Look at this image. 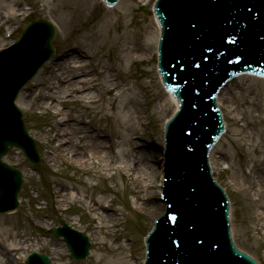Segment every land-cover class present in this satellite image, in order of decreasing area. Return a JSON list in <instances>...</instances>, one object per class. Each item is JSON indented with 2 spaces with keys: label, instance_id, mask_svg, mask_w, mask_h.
<instances>
[{
  "label": "rangeland",
  "instance_id": "1",
  "mask_svg": "<svg viewBox=\"0 0 264 264\" xmlns=\"http://www.w3.org/2000/svg\"><path fill=\"white\" fill-rule=\"evenodd\" d=\"M72 1L70 0V3ZM86 1L90 4V8L85 10L84 16H78L74 24L80 30L78 38L81 44L87 42L94 49H102L100 55L93 59L95 63L99 60L106 63L110 54L115 55L113 43L92 41L94 32L98 31L101 20L105 18L110 22L105 30L106 33L127 32L131 41L134 39L144 43L154 35L153 31L156 30L158 36L159 27L152 13L154 0L149 4L135 0H121L118 5H113L114 8L107 7L100 0ZM15 2L16 0H0V49L17 40L22 29L30 21L43 18L55 28V38L52 41L55 54L25 84L21 90L23 95L20 92L17 98L26 127L34 137L41 154V161L36 166L32 165L16 148H11L4 157L6 162L22 170L25 180L19 194L18 209L0 214V264H25L23 255L32 250L49 254L51 264H104V261L106 264L115 252L110 247H113L117 240L125 254L131 256L130 264H142L145 254L144 236L153 220L163 212L164 204L158 200L162 186V172H157L156 182L148 191L137 185L138 183H132L130 176L132 171H128L127 167L123 169L124 175H121L116 169L124 166L121 160H125L123 157L127 156V145L123 141L111 151V154L119 153V159L115 156L107 163L114 168L111 171L101 168V162L98 166H94L90 161L82 164L64 154H61V157L54 155L51 149L52 141H49L50 136L46 135L54 111L63 110L74 118L90 121L91 125L100 127V130L107 133L111 130L123 132L115 118L110 117L122 113V110L114 111L108 108L98 110L95 105L86 106L82 101H70L71 95L65 94L63 89L54 91L57 92V96L69 99L68 102L55 107L37 105L38 101H43L39 97L47 91L46 86H51V83L58 84V79L50 76L49 67L61 49V30L66 18L61 14L60 0H21L20 5H16ZM124 3L131 4V7L130 10L127 9L126 16L120 17L119 11L125 10L122 8ZM70 5L73 6L72 3ZM22 7L26 15L21 14ZM10 32L13 33L7 36ZM81 44L79 43V46ZM135 58L136 56H133L132 61H127V56L124 55L120 57V61L117 57L116 61L126 68L128 85L140 96L142 107L147 108L145 111L141 109L139 116L142 119L137 126L145 132L149 143L156 148L158 156L156 167L159 165L161 168V152L159 154L158 149L163 146V122L174 111L175 105L170 102L160 82L155 58L145 64L139 63ZM109 60L114 64V59ZM141 85L147 86L144 89L153 98L149 107L148 104L144 106ZM246 87L248 90L241 93ZM29 91L34 94V96L30 94V99ZM232 91L235 92L234 99L229 95ZM112 92L113 95L118 93L116 90ZM20 94L22 96L19 98ZM218 104L223 111L227 130L210 152L211 166L216 180L225 188L231 202V220L236 245L251 254L260 264H264V220L257 215V210L264 209V195L258 193L252 196L253 191L250 193L247 187L244 188L240 174L241 172L246 176L250 173V177L253 176L249 180L251 184L255 181V184L260 183L264 186V80L246 74L239 76L236 81H231L223 88ZM236 114H238L237 118L233 119ZM106 116L109 118H105ZM239 137L242 145L237 146L233 141ZM113 140L121 141L118 138ZM105 141L109 146L110 139L107 138ZM122 154L125 155L120 158ZM228 163L229 168H227ZM253 164L258 165L257 168L261 170L253 169L249 172V167ZM54 190H59L62 196H67L68 199L58 202L59 196L54 194ZM143 194L146 196H144L142 212L139 207L140 201H136V196ZM84 196L104 200L105 204H113L117 215L112 211L109 213L113 217H120V223L115 227L117 232L105 234L104 229H101L103 230L101 232L94 228V221L86 207L92 203L89 200L84 202ZM159 207H162V211L153 213L154 209ZM61 221H65L88 236L90 251L84 260H72L63 240L55 237L51 232L52 228ZM104 240L106 244L102 243ZM104 248H108L111 252ZM99 259H102L101 262L98 261Z\"/></svg>",
  "mask_w": 264,
  "mask_h": 264
},
{
  "label": "water",
  "instance_id": "2",
  "mask_svg": "<svg viewBox=\"0 0 264 264\" xmlns=\"http://www.w3.org/2000/svg\"><path fill=\"white\" fill-rule=\"evenodd\" d=\"M156 10L163 26L159 69L167 83L177 84L174 92L181 108L166 126V212L155 220L146 237L145 264H257L233 245L228 199L212 180L206 153L222 128L213 97L216 84L226 76L225 57L234 59L232 56L243 50L252 56V52L261 51L259 58L264 59V0H158ZM255 16L259 20H254ZM36 29L41 35L33 41L35 50L24 51V59L22 55L14 57ZM54 33L49 22H32L19 41L0 52V212L18 206L17 194L23 181L21 173L1 157L16 146L32 162L39 161L15 98L54 53L50 44ZM221 38L230 40L225 41L222 51ZM54 232L64 236L74 259L88 254V239L80 232L65 223ZM231 233L234 239L232 220ZM49 262L41 253H32L28 259V264Z\"/></svg>",
  "mask_w": 264,
  "mask_h": 264
},
{
  "label": "bare ground",
  "instance_id": "3",
  "mask_svg": "<svg viewBox=\"0 0 264 264\" xmlns=\"http://www.w3.org/2000/svg\"><path fill=\"white\" fill-rule=\"evenodd\" d=\"M20 1L21 0H16L15 4L20 5ZM135 1L149 4L152 0ZM71 3L73 6L70 5ZM71 3L70 0H60L59 2L61 14L64 15L66 20H64L61 30V49L59 53H57L55 61L51 63V66L49 67L50 76L54 79H58V84L51 83V86H46L47 91H44L39 97V99L43 101H38L37 105L55 107L61 103L68 102L69 99L57 96V92L54 91L63 89L65 94L71 95L70 101H82L86 106L95 105L98 107V110L107 108L114 111L116 109L122 110V113H116L110 115V117L115 118L118 127L121 128L125 134L123 132L112 130L106 133L104 130H100V127L91 125L90 121L83 120L82 118H74L63 110H56L53 113L52 121L48 124L49 131L46 134L48 137L50 136L49 141H52L51 149L56 157H61V154H64L67 155V157L70 156V158H74L76 162H81L82 164H87V162L90 161L94 166H98L101 162V168H107L108 171H111V169L114 168L111 167V164L109 165L107 163L109 161L111 162L112 158H115V156L116 159H119V153L113 154L112 152L111 154V151L115 147H118L123 141L127 145V156L123 157L125 154L120 156V158L123 157V159H125L121 160L124 166L117 167L116 171L121 175H124L123 169L127 167L128 171H132L130 175L131 180H133L132 183H138L137 185H140L148 191L155 184L157 172H160L161 168L159 165L156 167V164L158 163L156 148L149 143L145 132L137 126V124H140V119H142L139 116L140 111H145L147 108L144 109L142 107L143 104H141L140 96L135 92L133 87L128 85V72L122 64H119V62L116 61V59L118 57V61H120V57L122 58L126 55L127 61H132L133 56H136L135 60L144 61L142 64H145V61L150 62L154 56L153 50L155 47L154 44L156 43L157 31H153L154 35L148 40V42H139L134 39L131 41L129 33L127 32L123 33L120 31L119 33H115L114 31H108L106 33L105 30L109 27L110 22L107 18L101 20L100 26L97 28L98 31L94 32L92 36V41L104 44H114L113 49L115 55H109V59H114V64H112L109 59L106 63L100 62V60L95 63L93 62V59L95 56L98 57L100 55L102 49H94V47L87 44V42L81 44L78 38L80 30L79 28H76V24H74L76 19H78V16H84L85 10L90 8V4H88L86 0H73ZM111 7L114 8L115 6H110V8ZM130 7L131 4L124 3L122 8L125 10L119 11V16H126L128 13L127 9L130 10ZM8 8H10L9 5ZM21 14H25L23 7ZM82 33H84V31ZM79 43L81 44L80 46ZM20 47L22 49H19L18 54L23 56L24 51H27L28 48L26 44L23 45V47ZM83 48H85V50ZM260 78L264 80V78ZM146 87L147 86L145 85H141V88L143 89L144 106L148 104L149 107V104H152L153 102V98L151 94L144 89ZM113 90L118 91V93L113 95ZM247 90L248 87L243 89L241 93ZM21 94L23 95V92H21ZM21 94L19 98L22 96ZM30 94L34 96L33 92L29 91V99L31 97ZM105 95L109 96L105 97ZM170 95H168L171 100L170 102L175 105L176 108L177 101L172 95ZM229 95L231 99L235 98V92L232 91ZM239 107L240 105H238V108ZM145 114L147 116V112H145ZM237 115L238 114L234 115L233 119H236ZM105 118H109V116H106ZM225 126L227 128L226 120ZM107 138L110 139L109 146L105 141ZM113 138L121 139V141L116 142ZM47 142L48 140H46V143ZM233 142L237 146L242 145L240 137ZM158 151L160 154V148ZM210 163H212L211 160ZM257 166L258 165L253 164L249 167V172L253 169H258L260 171L261 169L257 168ZM229 167L230 165L228 163L227 168ZM21 174L24 178L23 172H21ZM240 174L242 183L245 185L244 188L247 187L250 193L253 191L252 196L258 195V193L264 195L263 185H260V183L259 185L255 184V181L253 182L254 184H251V181H249L253 177H250V173L246 176L241 172ZM62 188L66 189L63 186ZM54 194L59 196V200H57L58 202H61L62 199H64V201L68 199L67 196H62L59 190H54ZM144 196L146 195L143 194L142 196H136V201H140V204H138L141 210L144 205ZM84 197V202L89 200V202L92 203L86 205V207L90 212L91 219L94 221V228L97 231L104 229L105 234L117 232L115 227L120 223V217H113V215L109 213V211H112L117 215L113 208V204H105L104 200L95 199L92 198V196ZM161 208L154 209L153 213L161 212ZM257 212V215L264 220V209L261 211L257 210ZM231 217L232 215L230 214V218ZM68 225L69 224L66 223V226ZM101 232H103V230H101ZM60 236L63 235H59L58 238H61ZM97 242L100 243V241ZM102 243L106 244L107 242L104 240ZM110 248L115 252L112 253V259H108L106 264H130V260H132L131 256L125 254L119 240H117L116 244ZM105 250L111 252L108 248ZM101 260L102 259H99L98 261L101 262Z\"/></svg>",
  "mask_w": 264,
  "mask_h": 264
}]
</instances>
